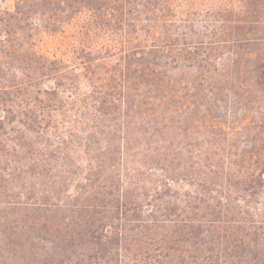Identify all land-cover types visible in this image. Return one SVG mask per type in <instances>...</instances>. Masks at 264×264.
<instances>
[{
	"label": "trees",
	"instance_id": "trees-1",
	"mask_svg": "<svg viewBox=\"0 0 264 264\" xmlns=\"http://www.w3.org/2000/svg\"><path fill=\"white\" fill-rule=\"evenodd\" d=\"M0 264H264V0L0 10Z\"/></svg>",
	"mask_w": 264,
	"mask_h": 264
},
{
	"label": "rangeland",
	"instance_id": "rangeland-1",
	"mask_svg": "<svg viewBox=\"0 0 264 264\" xmlns=\"http://www.w3.org/2000/svg\"><path fill=\"white\" fill-rule=\"evenodd\" d=\"M15 0H0V10L11 11L14 7ZM36 50L40 54L59 55L63 51V47L58 45V42L53 37L42 36L40 42L37 43Z\"/></svg>",
	"mask_w": 264,
	"mask_h": 264
}]
</instances>
